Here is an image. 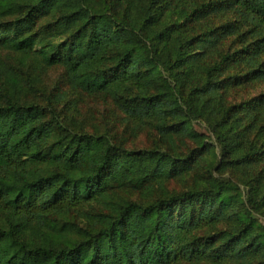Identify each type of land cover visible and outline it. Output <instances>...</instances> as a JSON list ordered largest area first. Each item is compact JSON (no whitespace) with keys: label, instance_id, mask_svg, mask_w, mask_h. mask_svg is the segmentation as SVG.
I'll return each mask as SVG.
<instances>
[{"label":"trees","instance_id":"obj_1","mask_svg":"<svg viewBox=\"0 0 264 264\" xmlns=\"http://www.w3.org/2000/svg\"><path fill=\"white\" fill-rule=\"evenodd\" d=\"M0 52V264H264V0H0Z\"/></svg>","mask_w":264,"mask_h":264},{"label":"rangeland","instance_id":"obj_2","mask_svg":"<svg viewBox=\"0 0 264 264\" xmlns=\"http://www.w3.org/2000/svg\"><path fill=\"white\" fill-rule=\"evenodd\" d=\"M224 20L226 22H233L235 21V17L233 15H223L222 18L220 17H213L210 18L207 21L203 22V27H206L209 25L212 26V28L217 27L218 25L224 23ZM231 40H227L223 43V46H229L230 45ZM2 53V52H0ZM262 61L264 62V57L262 58ZM45 82L46 84L51 87V86H57L61 89L65 88V79H64V74H63V70L61 68H59L58 66L50 68L49 71H47L46 75H45ZM241 89H239L237 95L235 96V101H240L242 99H246V98H252L254 96H257L260 93H264V86H245V87H240ZM82 106L84 107V110L87 114L88 118H93L95 117V121H93V123H95V126H97V128H100V130H104L106 128V126H113L112 124V118L113 117L108 110V107L101 101L97 102V101H89L88 99H84L82 101ZM192 129L194 131H196L199 134H204L206 136H210V133L207 131L206 126L204 123L202 122H195L192 124ZM145 132V131H144ZM141 132L140 134L137 135V137L132 138L128 144L129 146H138V147H143L148 145L150 142L147 139V135ZM132 141V143L130 144V142ZM190 144V143H187ZM237 175H235V180L237 184V187L242 191V186H240V181L237 179ZM259 222H261L262 225H264V217H260L259 216Z\"/></svg>","mask_w":264,"mask_h":264}]
</instances>
